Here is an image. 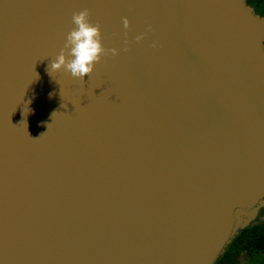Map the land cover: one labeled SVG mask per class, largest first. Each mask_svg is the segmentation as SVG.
Segmentation results:
<instances>
[{
    "label": "water",
    "instance_id": "1",
    "mask_svg": "<svg viewBox=\"0 0 264 264\" xmlns=\"http://www.w3.org/2000/svg\"><path fill=\"white\" fill-rule=\"evenodd\" d=\"M81 11L83 79L50 68ZM262 209L246 0H0V264H215Z\"/></svg>",
    "mask_w": 264,
    "mask_h": 264
},
{
    "label": "clouds",
    "instance_id": "2",
    "mask_svg": "<svg viewBox=\"0 0 264 264\" xmlns=\"http://www.w3.org/2000/svg\"><path fill=\"white\" fill-rule=\"evenodd\" d=\"M72 22L76 27L68 34L66 44V47L70 49L68 55L71 58L66 59L65 54L61 52L51 63L50 68L52 72L63 69L69 72L72 77L83 79L92 73L93 67L99 61L104 49L100 43L99 28L88 21L87 11L74 14ZM124 25L128 26L126 19Z\"/></svg>",
    "mask_w": 264,
    "mask_h": 264
},
{
    "label": "trees",
    "instance_id": "3",
    "mask_svg": "<svg viewBox=\"0 0 264 264\" xmlns=\"http://www.w3.org/2000/svg\"><path fill=\"white\" fill-rule=\"evenodd\" d=\"M246 1L257 15L264 17V0ZM263 214L264 209L259 212L258 216ZM228 246L215 264H238V258L242 253L248 256L264 254V220H255L250 226L240 231ZM258 264H264V258H261Z\"/></svg>",
    "mask_w": 264,
    "mask_h": 264
},
{
    "label": "rangeland",
    "instance_id": "4",
    "mask_svg": "<svg viewBox=\"0 0 264 264\" xmlns=\"http://www.w3.org/2000/svg\"><path fill=\"white\" fill-rule=\"evenodd\" d=\"M256 220L258 221L264 220V214L260 217L258 216ZM261 258H264V254L260 256L259 255L248 256L245 253H242L238 258V264H258Z\"/></svg>",
    "mask_w": 264,
    "mask_h": 264
}]
</instances>
